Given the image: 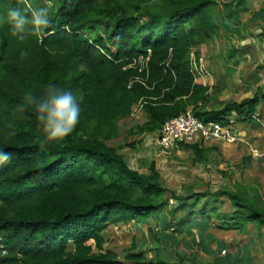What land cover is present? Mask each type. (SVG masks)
Here are the masks:
<instances>
[{"label":"trees","instance_id":"trees-1","mask_svg":"<svg viewBox=\"0 0 264 264\" xmlns=\"http://www.w3.org/2000/svg\"><path fill=\"white\" fill-rule=\"evenodd\" d=\"M98 1L112 7L106 9V36L94 42L81 32ZM29 2L48 6V0ZM251 2L240 0L238 6L248 9ZM213 4L52 0L51 23L39 40L21 42L7 25L0 27V148L13 157L0 167V264H124L105 249L108 227L156 215L167 193L155 165L141 173L106 144L122 120L136 117L140 104L142 129L157 135L189 109L203 121L254 119L264 100L261 89L219 109L204 106L210 87L197 82L202 73L193 69L190 56L218 32ZM10 7L23 9L24 0H0V12ZM252 20L264 21V6ZM258 35L264 37V27ZM51 84L71 90L81 109L74 131L56 141L45 140L33 112L18 108L26 91L42 95ZM201 143L176 147L198 149ZM216 194L227 195L237 208L218 215L221 228L235 227L234 219L264 225V209L254 200L229 190ZM215 209L203 206L200 217Z\"/></svg>","mask_w":264,"mask_h":264},{"label":"rangeland","instance_id":"rangeland-1","mask_svg":"<svg viewBox=\"0 0 264 264\" xmlns=\"http://www.w3.org/2000/svg\"><path fill=\"white\" fill-rule=\"evenodd\" d=\"M238 3L240 0H215L214 19L220 23L222 14L230 12L227 8ZM51 4L48 0L47 5ZM111 7L98 1L95 11L87 13L91 22L82 36L94 42L104 38L108 32L106 9ZM255 25L249 19L248 27ZM257 43L261 53L256 50L251 54L248 67L259 62L258 54L263 53V44ZM193 51L192 67L199 69L196 48ZM139 113L122 120L118 133L106 144L115 147L141 173H149L155 165L167 193L160 211L149 219L111 224L105 233V249L116 252L124 264H264V225L234 219L231 223L235 227L221 228L220 216L232 215L237 208L227 195L216 194L237 192L264 209V131L257 136L262 141L252 140L247 130L243 141L234 144L213 140L199 144L198 149H164L156 142L157 134L142 129L145 113ZM203 206L216 209L202 218Z\"/></svg>","mask_w":264,"mask_h":264},{"label":"crops","instance_id":"crops-1","mask_svg":"<svg viewBox=\"0 0 264 264\" xmlns=\"http://www.w3.org/2000/svg\"><path fill=\"white\" fill-rule=\"evenodd\" d=\"M233 6L227 8L230 12L228 10L220 17L215 38L209 44L196 48L195 54L200 61L199 69L204 70L196 80L210 87L209 100L204 104L207 109H219L227 102L252 97L259 89L264 92V47L263 53L260 56L258 54L259 62L253 63L255 64H252L253 67H248L251 54L258 50L261 53L257 41L264 46V37L258 35L264 27V24H261L264 21L252 20L256 25L248 27L249 19L255 18V14L259 13L260 7L264 6V0H252L248 9ZM244 18L246 19L242 20ZM141 112L139 115L144 114L143 110ZM232 118L235 117L231 116ZM256 118L264 119V100L252 121L247 123L237 121L234 125L238 141H243L247 130L252 140L262 141V138L257 136L264 131V126L257 123Z\"/></svg>","mask_w":264,"mask_h":264},{"label":"clouds","instance_id":"clouds-1","mask_svg":"<svg viewBox=\"0 0 264 264\" xmlns=\"http://www.w3.org/2000/svg\"><path fill=\"white\" fill-rule=\"evenodd\" d=\"M50 11V7L46 5L33 6L29 0H24L23 9L10 7L0 12V27L7 25L10 36L18 41L23 42L30 36L39 40L50 26ZM18 108L20 112L34 113L46 141L69 136L80 121L81 109L76 95L55 84L49 85L42 95L26 91ZM256 122L264 126V119L256 118ZM12 159L10 152L0 148V167L10 163Z\"/></svg>","mask_w":264,"mask_h":264},{"label":"built area","instance_id":"built-area-1","mask_svg":"<svg viewBox=\"0 0 264 264\" xmlns=\"http://www.w3.org/2000/svg\"><path fill=\"white\" fill-rule=\"evenodd\" d=\"M146 57H140V62L146 64ZM203 73V69H198ZM143 109L140 104L132 113L138 114ZM234 119L222 121H203L189 109L176 117L169 119L162 127L156 142L164 149H172L180 143L210 142L219 140L224 143H235L238 141V134L235 131Z\"/></svg>","mask_w":264,"mask_h":264}]
</instances>
